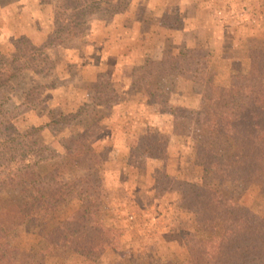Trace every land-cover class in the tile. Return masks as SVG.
<instances>
[{
    "label": "trees",
    "instance_id": "trees-1",
    "mask_svg": "<svg viewBox=\"0 0 264 264\" xmlns=\"http://www.w3.org/2000/svg\"><path fill=\"white\" fill-rule=\"evenodd\" d=\"M126 3L58 0L52 30L46 37L35 42L20 36L13 41L12 52L0 51V193L5 190L8 194L6 203H0V264L35 263V252L14 242L18 227L23 225L31 227L41 245L62 254L95 261L108 248L118 247L115 229L105 223L100 210L104 188L101 170L107 154L92 146L100 136L99 123L94 120L67 136L58 152L36 139L39 128L19 131L6 104L9 91L18 85L24 70L39 74L52 67L46 52L49 47L84 34L91 15L102 11L116 14ZM214 74L207 49L182 47L159 60L146 58L133 68L132 84L149 98L160 96L161 82L170 75L201 82L203 105L193 112L194 162L213 179L227 177L241 184L240 193L225 195L214 184L167 176L170 189L177 192L179 209L195 214L199 222L217 221L222 227L217 236L186 242L191 264H264V214L240 201L252 185L264 196V45L250 50L248 66L231 74L227 85L214 84ZM110 101L101 99L94 105ZM91 113L97 117L99 111ZM140 141L147 156L165 155L167 140L156 127L150 125ZM40 162L46 163L44 173L37 169ZM72 198L79 201L78 208L53 221L54 214Z\"/></svg>",
    "mask_w": 264,
    "mask_h": 264
},
{
    "label": "rangeland",
    "instance_id": "rangeland-1",
    "mask_svg": "<svg viewBox=\"0 0 264 264\" xmlns=\"http://www.w3.org/2000/svg\"><path fill=\"white\" fill-rule=\"evenodd\" d=\"M129 1L124 0V3H127L122 8L125 9ZM57 2L58 0H55L54 11ZM262 4L264 5V0H221L217 8L209 12L216 13L223 25L232 24L231 29L246 24L256 27L259 23L262 28ZM97 15L103 22L113 16L106 11ZM88 20L90 18L87 19L84 34L70 38L61 45L71 46L74 44L72 42L78 39L79 43L74 46H80L91 22H99L98 19H91L88 23ZM230 21L233 23H229ZM165 22L175 27L180 25L175 10L167 14ZM4 25L6 23L2 19L0 26ZM18 37L20 36L9 37L12 50L0 51L12 52L13 41ZM257 42L248 49V59L251 49L264 45V35ZM55 55L56 59H52L48 54L53 65L43 73L24 70L17 80L18 85L9 91L10 99L6 108L10 116L14 117V125L19 131L39 128L36 131V139L58 152L62 151L61 143L67 136L88 126L94 120L99 123L100 136L92 146L107 154V161L101 170L104 188L100 210L105 223L115 229L119 244L117 249L108 248L98 260L93 261L74 254H62L41 245L28 225L18 227L14 242L35 252L34 264H191L186 242L193 238L217 236L222 232V227L217 221L199 222L195 214L179 209L177 192L170 189L171 182L167 180V176L199 184H214L225 195H237L241 192V184L238 181L233 182L227 177L213 179L201 164L194 162L196 140L193 112L202 106L188 108L171 103L170 93L174 87L182 89L186 85L174 84L177 76L170 75L164 78L165 82L162 80L161 94L157 97L142 96L140 87L135 85L140 98L138 102L137 99H132L126 104L127 109L133 112V117L130 114H124L123 118L118 117L113 105L119 101L120 94L116 91L117 84L112 80L115 77L111 75L109 68L112 59H108V69L97 77L96 85L80 83L76 84L78 87H74L72 81L74 76L79 74L76 65L70 63V57L68 59L58 53ZM210 62L216 73L211 55ZM245 68L231 74L241 72ZM29 72L32 74L29 75ZM98 82H102V85ZM33 87H36L33 93L26 95ZM80 87L83 89L81 93ZM75 88L76 91H73ZM96 92L100 94L96 95ZM106 98L111 101L105 105H94L96 101ZM188 101L194 103V97ZM95 111H99L97 117L94 113L90 114ZM161 112L166 114L165 118H162ZM150 125L156 127L167 140L163 157L147 156L144 149L140 148L141 137ZM162 125L165 129H162ZM37 169L44 173L47 170L46 163L40 162ZM7 198L8 194L3 190L0 193V203L5 204ZM240 201L255 213L264 214V196L256 185L245 190L240 196ZM78 205L79 201L72 198L64 209L54 214L53 221H59L72 213Z\"/></svg>",
    "mask_w": 264,
    "mask_h": 264
},
{
    "label": "crops",
    "instance_id": "crops-1",
    "mask_svg": "<svg viewBox=\"0 0 264 264\" xmlns=\"http://www.w3.org/2000/svg\"><path fill=\"white\" fill-rule=\"evenodd\" d=\"M219 2L221 0H130L123 11L113 14L108 21L103 22L97 14L91 15L88 23L91 19L99 22H91L80 46H74L79 43L77 39L71 46H52L47 53L52 59H56L55 53L70 57V63L79 71L72 81L74 87L80 83L96 85L97 77L108 69V59H112L109 68L120 94L113 110L118 117L132 116L126 104L132 99L138 102L140 98L132 84V70L146 58L159 60L164 54L177 53L182 47L206 48L216 66L214 83L218 85H227L231 73L247 67V51L261 40L264 27L261 28L260 23L256 27L246 24L234 27L235 31L230 28L232 24L223 25L216 13L209 12L217 8ZM54 6L55 0H0V21L3 19L6 23L0 26V50H12L11 35L27 36L35 42L46 37L52 30ZM172 10L180 20L177 27L165 22ZM180 83L186 87L175 86L170 102L188 108L201 107L203 84L183 76L175 77L174 84ZM82 90L80 87V93ZM192 96L194 103L188 101ZM161 113L165 118L166 114ZM161 127L165 129L164 125Z\"/></svg>",
    "mask_w": 264,
    "mask_h": 264
}]
</instances>
